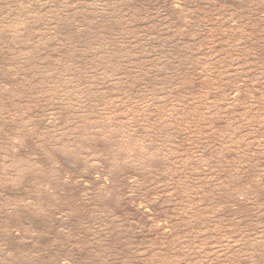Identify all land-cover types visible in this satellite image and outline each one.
<instances>
[{
  "label": "rangeland",
  "instance_id": "1",
  "mask_svg": "<svg viewBox=\"0 0 264 264\" xmlns=\"http://www.w3.org/2000/svg\"><path fill=\"white\" fill-rule=\"evenodd\" d=\"M0 264H264V0H0Z\"/></svg>",
  "mask_w": 264,
  "mask_h": 264
}]
</instances>
